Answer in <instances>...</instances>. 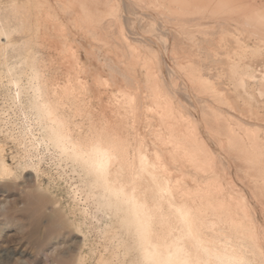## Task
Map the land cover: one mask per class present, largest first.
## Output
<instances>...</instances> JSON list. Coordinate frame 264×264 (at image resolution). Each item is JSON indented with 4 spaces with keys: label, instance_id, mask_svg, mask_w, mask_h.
<instances>
[{
    "label": "bare ground",
    "instance_id": "6f19581e",
    "mask_svg": "<svg viewBox=\"0 0 264 264\" xmlns=\"http://www.w3.org/2000/svg\"><path fill=\"white\" fill-rule=\"evenodd\" d=\"M0 86L3 140L31 148L12 167L1 136L0 183L36 178L41 146L69 164L98 264H264V0H0ZM90 132L104 172L57 147Z\"/></svg>",
    "mask_w": 264,
    "mask_h": 264
},
{
    "label": "rangeland",
    "instance_id": "374dc122",
    "mask_svg": "<svg viewBox=\"0 0 264 264\" xmlns=\"http://www.w3.org/2000/svg\"><path fill=\"white\" fill-rule=\"evenodd\" d=\"M46 48L47 50H45ZM46 48H42L45 57H47L46 54H54L52 48ZM54 57H57V55L54 54ZM2 87L0 88V112H2V109L5 111L1 117L4 116V121L8 126L11 124L10 131L16 135L18 129L15 125H20V123L22 125V121L17 118L18 116L13 117V110L6 107L8 103L5 96L6 91ZM189 109L195 114L197 120L201 121L198 107L196 106V109L193 110L190 106ZM9 113L10 120L8 121L9 117L7 116ZM1 126L2 123L0 122ZM139 129H143L142 124H140ZM1 136V140H3L4 135L0 134V138ZM9 140L5 139L3 141L4 146L10 144L12 147L10 148V145L5 147L6 161L12 165L15 163L11 159L12 156L20 153L22 155L27 152V148H31L28 147L27 142H24L23 147L22 144L18 145L17 142ZM11 142L17 145L14 144L13 146ZM210 146L217 150L214 145ZM20 147H23L22 150ZM32 151L28 153L29 156L35 161L37 159L40 169H42V171H39L38 176L35 178L31 169L25 168L21 171L18 170L19 172L16 170L17 178L0 183V261L4 264H73L76 260L75 250L78 248L82 237L74 231L71 224L79 223L82 225V230L86 233L87 238V245L84 247L83 252L85 256L84 263L98 264L96 260L99 254L104 253L102 248L104 242L100 237V239L98 238V235H94L96 234L94 229L92 233V228H87L91 221L93 224L91 222L90 226L94 227L93 225L96 224L95 226L98 228H101L103 223L106 222L98 211V207L92 201L88 203L84 202L85 200L82 201L84 198L81 192L77 191L78 187L76 186L80 185L77 174L71 170L69 164L59 161L55 154L46 150L43 146H41L39 153L35 151L37 154ZM11 152H13L12 155ZM66 172H70V178L69 173ZM73 190H76V192ZM93 216L94 219H92ZM100 222L101 224L98 226L97 224ZM260 222L264 225V221L260 220Z\"/></svg>",
    "mask_w": 264,
    "mask_h": 264
},
{
    "label": "snow or ice",
    "instance_id": "6c2138e0",
    "mask_svg": "<svg viewBox=\"0 0 264 264\" xmlns=\"http://www.w3.org/2000/svg\"><path fill=\"white\" fill-rule=\"evenodd\" d=\"M57 147L61 155L68 156L73 163L98 173L106 171L114 159L112 151L105 146L102 132H90L75 144H70L66 135H60Z\"/></svg>",
    "mask_w": 264,
    "mask_h": 264
}]
</instances>
